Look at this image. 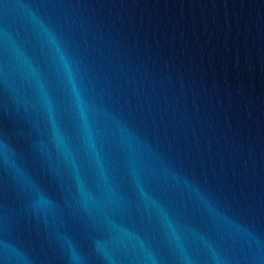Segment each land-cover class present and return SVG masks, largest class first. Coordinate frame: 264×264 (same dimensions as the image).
Segmentation results:
<instances>
[{
    "label": "water",
    "instance_id": "water-1",
    "mask_svg": "<svg viewBox=\"0 0 264 264\" xmlns=\"http://www.w3.org/2000/svg\"><path fill=\"white\" fill-rule=\"evenodd\" d=\"M0 264H264V0H0Z\"/></svg>",
    "mask_w": 264,
    "mask_h": 264
}]
</instances>
